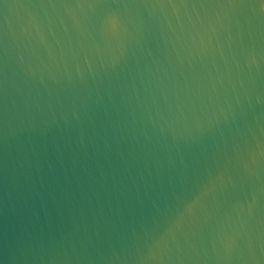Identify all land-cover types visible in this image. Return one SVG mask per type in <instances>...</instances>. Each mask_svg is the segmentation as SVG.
<instances>
[{
  "label": "water",
  "instance_id": "95a60500",
  "mask_svg": "<svg viewBox=\"0 0 264 264\" xmlns=\"http://www.w3.org/2000/svg\"><path fill=\"white\" fill-rule=\"evenodd\" d=\"M0 264H264V0H0Z\"/></svg>",
  "mask_w": 264,
  "mask_h": 264
}]
</instances>
